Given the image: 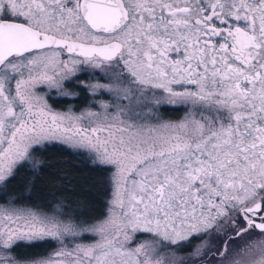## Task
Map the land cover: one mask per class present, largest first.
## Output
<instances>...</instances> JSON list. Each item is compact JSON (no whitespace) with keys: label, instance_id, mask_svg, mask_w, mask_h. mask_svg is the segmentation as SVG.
Listing matches in <instances>:
<instances>
[{"label":"snow or ice","instance_id":"snow-or-ice-1","mask_svg":"<svg viewBox=\"0 0 264 264\" xmlns=\"http://www.w3.org/2000/svg\"><path fill=\"white\" fill-rule=\"evenodd\" d=\"M0 264H264V0H0Z\"/></svg>","mask_w":264,"mask_h":264},{"label":"trees","instance_id":"trees-1","mask_svg":"<svg viewBox=\"0 0 264 264\" xmlns=\"http://www.w3.org/2000/svg\"><path fill=\"white\" fill-rule=\"evenodd\" d=\"M65 106L58 103L56 107ZM166 118H175V114H164ZM45 164V171L41 174V178L36 181V186L32 190L24 188V181L17 178L13 181V192L18 197H30V199H20L21 205L30 207H39L44 211H49V204H54L55 200L68 197L75 199L76 195L84 192H91L94 194L97 202L101 201L103 197V189L105 187L103 181L105 174L95 169L86 155H78L73 151L62 147L57 143L50 145L41 157ZM67 176L74 188L73 193L64 191L60 186V181L57 177Z\"/></svg>","mask_w":264,"mask_h":264},{"label":"rangeland","instance_id":"rangeland-1","mask_svg":"<svg viewBox=\"0 0 264 264\" xmlns=\"http://www.w3.org/2000/svg\"><path fill=\"white\" fill-rule=\"evenodd\" d=\"M82 78H86V77H82ZM97 99H104V100H107V99H109V96H108V94L104 93V94L98 96ZM84 102H85V101H84L83 99H81L80 101H78V104H82V103H84ZM57 105H58V103H56L54 106L56 107ZM64 107H66V105L63 106V107H61V108H59V107H56V108H58V109H63ZM181 114H182V113H178V116L181 115ZM178 116H177V117H178ZM175 118H176V117H175Z\"/></svg>","mask_w":264,"mask_h":264},{"label":"flooded vegetation","instance_id":"flooded-vegetation-1","mask_svg":"<svg viewBox=\"0 0 264 264\" xmlns=\"http://www.w3.org/2000/svg\"><path fill=\"white\" fill-rule=\"evenodd\" d=\"M164 114H170V115L175 114V115H177L178 113L177 112H165Z\"/></svg>","mask_w":264,"mask_h":264}]
</instances>
